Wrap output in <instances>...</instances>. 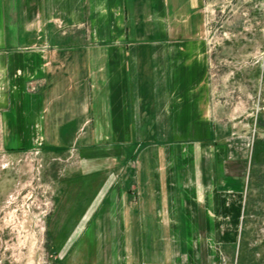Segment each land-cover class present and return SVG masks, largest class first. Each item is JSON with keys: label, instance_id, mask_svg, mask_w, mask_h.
I'll use <instances>...</instances> for the list:
<instances>
[{"label": "crops", "instance_id": "0c3cea01", "mask_svg": "<svg viewBox=\"0 0 264 264\" xmlns=\"http://www.w3.org/2000/svg\"><path fill=\"white\" fill-rule=\"evenodd\" d=\"M204 4L0 0L8 139L19 135L16 146L29 147L41 126L56 149L61 121L72 134L85 125L79 166L54 179L48 228L60 264H174L182 244L187 255L194 250L182 236L220 211L214 174L230 176L222 151L209 160L189 141L194 134L212 139L209 50L199 39ZM60 19L101 44L36 47L35 38L55 36ZM94 52L101 54L95 60Z\"/></svg>", "mask_w": 264, "mask_h": 264}, {"label": "rangeland", "instance_id": "374dc122", "mask_svg": "<svg viewBox=\"0 0 264 264\" xmlns=\"http://www.w3.org/2000/svg\"><path fill=\"white\" fill-rule=\"evenodd\" d=\"M198 21L199 39L209 50L211 112H205V119L212 139L208 133L206 139L194 134L189 141L209 160L219 147L230 176L214 174L220 211L207 212L203 227L190 229L187 239L182 236L183 243H194V250L187 255L182 244V258L173 263L264 264V0H205ZM55 24V36L35 38L36 47L101 44L62 19ZM100 55L94 52V60ZM61 122L60 148H51V133L41 126L34 127L29 147L21 148L13 141L19 135L10 140L5 134L0 112V264L61 262L48 228L54 179L79 166L78 141L85 130L82 125L79 134H72ZM205 203L208 208L207 198ZM173 253H178L176 246Z\"/></svg>", "mask_w": 264, "mask_h": 264}]
</instances>
